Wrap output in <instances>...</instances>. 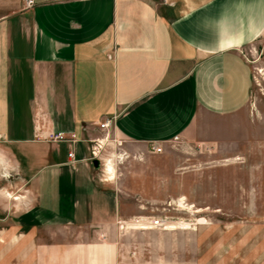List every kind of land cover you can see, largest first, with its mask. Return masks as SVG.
<instances>
[{"label":"crops","instance_id":"0c3cea01","mask_svg":"<svg viewBox=\"0 0 264 264\" xmlns=\"http://www.w3.org/2000/svg\"><path fill=\"white\" fill-rule=\"evenodd\" d=\"M26 2L0 0V171L22 188L13 200L0 194V264H186L175 252L197 255L201 245L174 240L195 232H167L169 243L120 239L132 235L118 230L133 216L121 188L128 174L103 160L97 168L92 141L113 117L108 134L129 163L145 162L153 143L230 138L251 99L243 51L264 40V0ZM51 132L80 141H46ZM69 230L77 244H38V233Z\"/></svg>","mask_w":264,"mask_h":264},{"label":"rangeland","instance_id":"374dc122","mask_svg":"<svg viewBox=\"0 0 264 264\" xmlns=\"http://www.w3.org/2000/svg\"><path fill=\"white\" fill-rule=\"evenodd\" d=\"M243 53L253 66L254 86L246 110L232 121L230 138L210 147L173 141L158 154L150 147L143 163H129L132 155L118 138L109 135L100 141L98 161L109 163L111 174L114 168L117 176L128 174L121 188L133 216L120 220L118 230L132 235L127 240L122 233V241L169 243L163 235L167 232H195L174 240L201 245L197 255L175 252L186 264L195 259L199 264H264V40ZM145 172L147 180L140 177ZM17 180L14 173L0 171V194L15 199L22 193ZM138 217L167 218L170 223L168 229L143 230L132 224ZM152 230L161 234L141 237L140 232ZM61 241L77 244L79 234L38 233V244Z\"/></svg>","mask_w":264,"mask_h":264},{"label":"built area","instance_id":"2783aa9c","mask_svg":"<svg viewBox=\"0 0 264 264\" xmlns=\"http://www.w3.org/2000/svg\"><path fill=\"white\" fill-rule=\"evenodd\" d=\"M35 6V0H27L26 2V8L30 9ZM115 119L116 117L107 119L103 123H101L100 129L102 131H105L107 133L106 138H109V130L114 127L115 125ZM3 137L0 134V140H2ZM46 141L50 142H56V143H61V142H66L72 147L75 143L79 142L80 140L78 139L77 135L75 133L67 134L65 132H51L47 138ZM100 139L93 140L92 143L94 144L91 154V160H99L100 155H101V145H100ZM174 142H180L179 138H175ZM99 144V145H95ZM164 146L161 144L153 143L151 145V150L153 153L158 154L163 152ZM69 158H71L72 162L75 161V155L73 152L69 153ZM169 220L167 218H151V217H138L133 220L132 224L136 226L137 228L147 230V229H168L169 226Z\"/></svg>","mask_w":264,"mask_h":264},{"label":"water","instance_id":"95a60500","mask_svg":"<svg viewBox=\"0 0 264 264\" xmlns=\"http://www.w3.org/2000/svg\"><path fill=\"white\" fill-rule=\"evenodd\" d=\"M94 165L98 168L99 167V161L98 160H95L94 162Z\"/></svg>","mask_w":264,"mask_h":264},{"label":"bare ground","instance_id":"6f19581e","mask_svg":"<svg viewBox=\"0 0 264 264\" xmlns=\"http://www.w3.org/2000/svg\"><path fill=\"white\" fill-rule=\"evenodd\" d=\"M185 225V224H184Z\"/></svg>","mask_w":264,"mask_h":264}]
</instances>
